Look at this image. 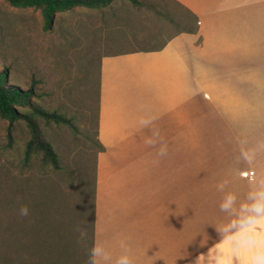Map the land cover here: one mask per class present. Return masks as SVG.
I'll list each match as a JSON object with an SVG mask.
<instances>
[{
    "label": "crops",
    "instance_id": "0c3cea01",
    "mask_svg": "<svg viewBox=\"0 0 264 264\" xmlns=\"http://www.w3.org/2000/svg\"><path fill=\"white\" fill-rule=\"evenodd\" d=\"M169 2L197 18L196 32L100 58L93 245L115 258L126 236L137 264H194L224 195L249 190L239 173L264 174L234 161L245 139H264V0Z\"/></svg>",
    "mask_w": 264,
    "mask_h": 264
},
{
    "label": "rangeland",
    "instance_id": "374dc122",
    "mask_svg": "<svg viewBox=\"0 0 264 264\" xmlns=\"http://www.w3.org/2000/svg\"><path fill=\"white\" fill-rule=\"evenodd\" d=\"M150 1L155 10L183 14L169 0ZM132 12L113 17L98 9L76 7L55 13L46 29L38 9L17 8L0 0V71L7 69L10 83L32 88L33 102L71 118L78 129L73 132L65 125L39 120L59 157L61 168L54 171L43 166L40 157L25 159L29 139L25 123L0 117V257L7 253L25 262L39 259L21 250L23 244L38 250L40 244H48L55 228L53 243L62 244L64 236H71L64 263L78 262L81 237L89 236L90 213L88 209V221H84L81 200L90 206L100 58L155 48L177 29L145 7ZM245 140L250 150H256L255 163L264 173V152H259L264 139ZM22 206L29 208L28 216L19 214Z\"/></svg>",
    "mask_w": 264,
    "mask_h": 264
},
{
    "label": "trees",
    "instance_id": "16d2710c",
    "mask_svg": "<svg viewBox=\"0 0 264 264\" xmlns=\"http://www.w3.org/2000/svg\"><path fill=\"white\" fill-rule=\"evenodd\" d=\"M10 6L17 8L31 7L38 9L43 17L44 26L46 29L50 28L55 13L71 10L76 7L98 9L104 13L107 12L110 16L118 17L123 14L125 17L133 14V9H141L145 7L155 14L166 17V20L171 25L177 26L176 31L196 32L198 21L194 15L183 14L175 15L163 8L155 10V5L150 0H5ZM119 5V6H117ZM32 88L22 89L19 86L8 81L7 69L0 71V117L12 123L16 120L23 121L29 132V139L24 147V157L28 158L35 156L40 157L42 165L48 166L56 171L60 169L59 157L54 150L52 144L44 137L39 120L45 122H54L58 125H65L73 132H78L71 118L55 111L47 110L41 107L38 103L31 100ZM97 152L103 150V146L96 139ZM94 179V178H93ZM79 201V200H78ZM82 219L85 221L88 216L89 209V236L88 239L81 237V244H79V260L75 264H88L91 248L93 247V217L95 207V185L92 182L91 203L86 207V199H82ZM78 206V204H77ZM77 208V207H76ZM88 221V220H86ZM88 224V222H86ZM57 238L55 235V228L52 230L51 238L48 244H40V249H33L24 245L21 250L26 253L36 254L39 259L34 258L30 261H23L20 258H14L10 254H1L0 264H65L63 257L65 252L68 253L67 247L70 244V235L64 236L62 244H58L52 238ZM47 241V239H45ZM47 243V242H46ZM39 244V243H38ZM47 245V248H46ZM69 255V254H68Z\"/></svg>",
    "mask_w": 264,
    "mask_h": 264
},
{
    "label": "clouds",
    "instance_id": "9594fccd",
    "mask_svg": "<svg viewBox=\"0 0 264 264\" xmlns=\"http://www.w3.org/2000/svg\"><path fill=\"white\" fill-rule=\"evenodd\" d=\"M154 117L141 118L140 127H148ZM159 131L153 130L145 143L154 146L159 142ZM167 154V145L161 143L158 155ZM256 150L241 152L242 159L251 167L256 160ZM248 180V188L243 198L235 192H228L219 203V211L224 216L214 226V235H199V247L206 249L196 256L194 264H264V174L257 178L255 172H241ZM228 179L215 185L217 192H224ZM21 216L29 215V208L22 206ZM120 254L113 257L112 251L103 244L96 243L90 251L88 264H137L128 237L117 240Z\"/></svg>",
    "mask_w": 264,
    "mask_h": 264
},
{
    "label": "built area",
    "instance_id": "2783aa9c",
    "mask_svg": "<svg viewBox=\"0 0 264 264\" xmlns=\"http://www.w3.org/2000/svg\"><path fill=\"white\" fill-rule=\"evenodd\" d=\"M250 171L254 172L253 170H250Z\"/></svg>",
    "mask_w": 264,
    "mask_h": 264
}]
</instances>
